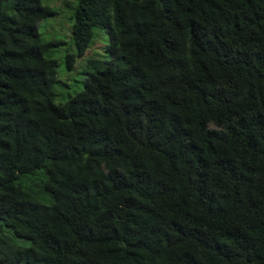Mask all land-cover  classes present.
Instances as JSON below:
<instances>
[{
	"label": "trees",
	"instance_id": "obj_1",
	"mask_svg": "<svg viewBox=\"0 0 264 264\" xmlns=\"http://www.w3.org/2000/svg\"><path fill=\"white\" fill-rule=\"evenodd\" d=\"M53 14L0 0V264H264V0H74L61 103Z\"/></svg>",
	"mask_w": 264,
	"mask_h": 264
},
{
	"label": "rangeland",
	"instance_id": "obj_2",
	"mask_svg": "<svg viewBox=\"0 0 264 264\" xmlns=\"http://www.w3.org/2000/svg\"><path fill=\"white\" fill-rule=\"evenodd\" d=\"M40 2L47 3L55 10V14L39 20L36 27L42 40L58 41V44L51 48L50 55L56 60L53 101L61 103L81 89L85 71L89 66L87 62L90 59L101 61L109 59L110 56L104 48L107 35L105 32L102 33L103 30L94 28L87 48L80 56L74 57L71 67L67 69L64 55L75 52L70 37L71 22H69V14L74 0H40Z\"/></svg>",
	"mask_w": 264,
	"mask_h": 264
}]
</instances>
